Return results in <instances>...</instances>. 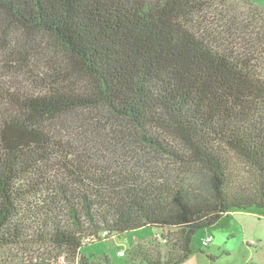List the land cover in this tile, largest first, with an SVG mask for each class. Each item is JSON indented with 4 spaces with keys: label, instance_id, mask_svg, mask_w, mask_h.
<instances>
[{
    "label": "trees",
    "instance_id": "obj_1",
    "mask_svg": "<svg viewBox=\"0 0 264 264\" xmlns=\"http://www.w3.org/2000/svg\"><path fill=\"white\" fill-rule=\"evenodd\" d=\"M251 207L264 209L262 9L0 0V264H112L83 247L143 227L170 232L127 264H181L198 230Z\"/></svg>",
    "mask_w": 264,
    "mask_h": 264
},
{
    "label": "rangeland",
    "instance_id": "obj_2",
    "mask_svg": "<svg viewBox=\"0 0 264 264\" xmlns=\"http://www.w3.org/2000/svg\"><path fill=\"white\" fill-rule=\"evenodd\" d=\"M264 11V0H248ZM7 81V80H6ZM18 82H24L18 79ZM26 82V81H25ZM29 82V81H27ZM25 83L28 87L29 84ZM31 84V82H29ZM31 86H33L31 84ZM224 233L225 239L221 236ZM170 230L153 227H143L125 232L114 237L88 243L83 252L93 259H99L107 254L112 264H127L130 247L139 240L150 239L164 244L162 234L168 235ZM214 235L215 241L208 246H202V240L209 234ZM161 235V236H160ZM216 235L219 239H217ZM221 242V244H219ZM220 245V246H219ZM192 248L200 249L202 254L212 253L207 264H261L264 262V209L251 207L247 210H231L220 223L205 229H200L194 235ZM122 251L123 255L117 252ZM200 252V253H201Z\"/></svg>",
    "mask_w": 264,
    "mask_h": 264
},
{
    "label": "crops",
    "instance_id": "obj_3",
    "mask_svg": "<svg viewBox=\"0 0 264 264\" xmlns=\"http://www.w3.org/2000/svg\"><path fill=\"white\" fill-rule=\"evenodd\" d=\"M221 220L218 223H220ZM221 236L223 237V240L226 238L225 235H224V233H223V231L221 233ZM212 237H213V239H212V242H213V241H215V237H214V235H212ZM216 237H217V239H219L217 235H216ZM219 244H221V242ZM193 251L194 252L187 258V260H185L181 264H207V262L209 261L208 260L209 256H212V253L210 251H207L205 254H202L203 252H201L200 249H194L193 248ZM205 259L207 260V262H206Z\"/></svg>",
    "mask_w": 264,
    "mask_h": 264
},
{
    "label": "built area",
    "instance_id": "obj_4",
    "mask_svg": "<svg viewBox=\"0 0 264 264\" xmlns=\"http://www.w3.org/2000/svg\"><path fill=\"white\" fill-rule=\"evenodd\" d=\"M212 239H213V237H212L211 234H209L206 237H204L203 240H202V246L203 247L208 246L212 242ZM117 254L118 255H123V252L122 251H118Z\"/></svg>",
    "mask_w": 264,
    "mask_h": 264
}]
</instances>
